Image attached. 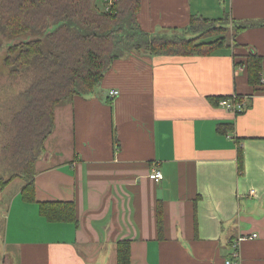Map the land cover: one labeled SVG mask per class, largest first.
<instances>
[{
    "label": "crops",
    "instance_id": "obj_1",
    "mask_svg": "<svg viewBox=\"0 0 264 264\" xmlns=\"http://www.w3.org/2000/svg\"><path fill=\"white\" fill-rule=\"evenodd\" d=\"M109 3L96 0L101 10ZM225 14L264 21V0H141L137 21L149 34H172L192 15ZM235 41L241 47L206 57L131 53L113 62L101 92L60 104L55 127L65 104L71 150L52 157L54 127L36 164L35 203L23 202L20 189L7 207L0 264H116L122 239L130 264H264V60L263 84L253 89L233 59L249 49L264 59V27ZM219 96H240L242 112L208 101ZM219 125L232 129L220 134ZM45 201L73 202L78 225L46 222L37 204Z\"/></svg>",
    "mask_w": 264,
    "mask_h": 264
},
{
    "label": "trees",
    "instance_id": "obj_2",
    "mask_svg": "<svg viewBox=\"0 0 264 264\" xmlns=\"http://www.w3.org/2000/svg\"><path fill=\"white\" fill-rule=\"evenodd\" d=\"M140 7L141 0H111L108 11L99 9L96 0H0V31L11 36H29L8 46L3 64L11 77H30L29 85L19 95L22 105L10 119L13 154L21 168L7 180H1V187L19 179L23 182L21 200L35 203L36 164L53 133L56 108L74 97L96 93L113 62L129 53L151 57L211 56L219 50L241 47L235 41L241 32L264 27V21H235L229 14L217 20L192 15L179 33L149 34L137 21ZM233 59L235 68L244 67L250 87L262 86L263 57L249 49L245 56L234 55ZM234 99L241 100L240 96H219L209 97L208 101L218 107L221 101L234 102ZM229 128L219 125L217 131L226 134ZM113 143L118 146L115 132ZM242 168L243 155L239 149V173ZM37 204L39 215L46 222L78 225L73 202ZM155 216L161 240L164 231L161 204L157 205ZM115 259L116 264H130L129 240L116 242Z\"/></svg>",
    "mask_w": 264,
    "mask_h": 264
},
{
    "label": "rangeland",
    "instance_id": "obj_3",
    "mask_svg": "<svg viewBox=\"0 0 264 264\" xmlns=\"http://www.w3.org/2000/svg\"><path fill=\"white\" fill-rule=\"evenodd\" d=\"M186 36L190 37V35ZM28 38V35L11 36L0 31V181L7 180L12 174L18 173L21 168L17 164V161H19L17 156L13 154L12 139L14 132L10 119L11 114L21 107L19 95L27 88L30 82V77L24 75L19 77L9 76L8 70L3 64V59L8 46ZM96 92H101L99 87L96 88ZM104 93L105 90H103ZM64 106L65 104L58 109L54 135L46 144L49 151L54 153L52 157H67L69 150H71V133H68L67 125L68 117L66 116V119H64L61 112ZM22 186L23 182L19 179L13 180L4 187L0 186V243H4L5 238L7 207H9L10 200ZM10 221L12 222V217Z\"/></svg>",
    "mask_w": 264,
    "mask_h": 264
},
{
    "label": "built area",
    "instance_id": "obj_4",
    "mask_svg": "<svg viewBox=\"0 0 264 264\" xmlns=\"http://www.w3.org/2000/svg\"><path fill=\"white\" fill-rule=\"evenodd\" d=\"M109 7V6H108ZM108 7L105 9V11H108ZM243 66L238 67V69H242ZM263 82V81H262ZM118 96L117 91H110L109 92V97L115 98ZM219 106L225 107L227 109H232V111H242L244 108L243 101L234 99V102H231L230 100L228 101H221L219 103ZM162 174L158 170H152L149 174V179L155 183H159L162 180ZM255 235H252V238H255ZM235 257H237V254H234ZM230 262H227L229 264Z\"/></svg>",
    "mask_w": 264,
    "mask_h": 264
}]
</instances>
